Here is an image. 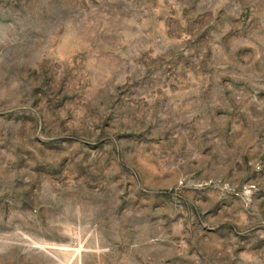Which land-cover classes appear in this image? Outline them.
I'll return each mask as SVG.
<instances>
[{
	"label": "rangeland",
	"instance_id": "rangeland-1",
	"mask_svg": "<svg viewBox=\"0 0 264 264\" xmlns=\"http://www.w3.org/2000/svg\"><path fill=\"white\" fill-rule=\"evenodd\" d=\"M0 264H264V0H0Z\"/></svg>",
	"mask_w": 264,
	"mask_h": 264
}]
</instances>
